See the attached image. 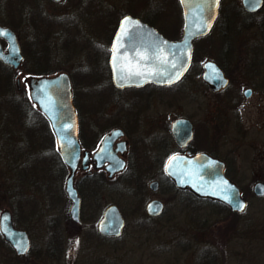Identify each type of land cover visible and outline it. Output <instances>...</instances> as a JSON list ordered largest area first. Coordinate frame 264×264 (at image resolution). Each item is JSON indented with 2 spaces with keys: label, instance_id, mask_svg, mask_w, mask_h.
<instances>
[{
  "label": "rangeland",
  "instance_id": "1",
  "mask_svg": "<svg viewBox=\"0 0 264 264\" xmlns=\"http://www.w3.org/2000/svg\"><path fill=\"white\" fill-rule=\"evenodd\" d=\"M79 1L63 0L55 3L51 0H0V23L16 30L20 16L24 15L27 19L36 18L41 12L57 17L68 12L63 18L74 22L77 27L66 30L67 40L77 39L79 27L84 30L86 36H92L97 31L108 34L114 27L109 8L110 0L101 1L103 9L101 7L100 11V0H83L82 3ZM234 2L240 8L241 0ZM71 5L74 7L70 8V11L68 7ZM263 18L264 10L257 19ZM237 21L240 22V16L231 18L232 32L229 29L224 37H208L195 42V61L181 81L178 92H175L174 99L177 102H169L171 97L168 95L171 94H160L162 102L155 100L156 104L152 109L164 111L163 115L169 120L178 116L198 120L199 129H203L207 111L211 107L216 111L220 110L224 103V97L213 96L207 92L202 80L203 61L218 60L217 58L221 60L214 46L235 47L233 57H225V61L222 59L234 77L235 86L251 82L249 77L245 76V70L248 73L252 68L249 51H262L259 55L261 60H257L264 64V41L258 27H237ZM57 23L55 21L54 31L61 32L65 29ZM87 39L89 41L79 46V52L85 72L91 73L96 65L97 41L93 36ZM77 44L75 40L74 45ZM100 68L102 70V67ZM8 70H4L0 65V215L6 209H13L12 195L15 193H10V190L19 184L23 192H32L38 203L35 204V212L32 215L35 224L28 231L33 245L31 252L26 257H17L0 233V264H264V197H257L253 193L256 183L253 180L260 174L254 171V164L245 168V174L236 180L249 200V206L241 213H233L229 208L196 199L188 194V191H178L163 179L159 191L153 192L150 183L154 179L161 180L162 176H159L157 166H147L142 161L129 166L126 173L128 176L125 174L108 180L105 184L101 183L100 188L96 187L99 182L98 179L95 181L96 177H82V174H78V186L90 185L87 187L86 199L83 198L82 224H76L70 217L69 224L65 223L64 230L61 231L63 244L53 252L52 257L47 256V249L44 248L49 242L46 222L49 221L50 215H54L58 221L68 220L65 207L53 209L50 207L51 203H45L47 193L53 192L59 196L61 191V182L55 177L60 163L50 144L43 142L40 145L38 134L22 137L18 133L24 148L22 153L19 151L22 164L14 165L16 158L13 155H16L17 151H11L9 147L16 143L14 132L18 128L20 109L29 110L28 116L32 117L34 108L24 88L22 93L17 89L16 71ZM92 75L91 73V77ZM91 86L93 84L86 86V89L90 91L95 88ZM79 88L82 89L83 86L80 84ZM99 88L95 90L96 94L108 93L107 110L115 109L119 101L114 104L116 100L112 99L111 86ZM192 92H197L198 96H192ZM262 93L264 94V90ZM259 97L247 103V107L252 108L251 114L257 110L253 105L255 106L254 103ZM81 98L85 99L83 96ZM256 105L264 108V97L262 102ZM116 109H119V106ZM25 115L27 116L26 112ZM22 116L24 117L23 113ZM39 126L42 129L45 127L44 123ZM259 144L263 143L257 139L254 143L242 146L255 147L251 148L252 150L245 149L250 152L252 163L257 161L259 149H262ZM242 148H239V153L245 151ZM244 159L247 164L248 161L245 157ZM241 162L244 163L242 160ZM3 193L6 196L3 197ZM156 198L165 202V211L162 215L151 218L146 214V205ZM112 204L120 208L126 219L125 232L117 240H108L98 233L99 221L105 209ZM70 206L71 201L69 209ZM58 235L60 236L59 233ZM40 254L43 255L39 257Z\"/></svg>",
  "mask_w": 264,
  "mask_h": 264
},
{
  "label": "flooded vegetation",
  "instance_id": "2",
  "mask_svg": "<svg viewBox=\"0 0 264 264\" xmlns=\"http://www.w3.org/2000/svg\"><path fill=\"white\" fill-rule=\"evenodd\" d=\"M51 1L59 3L63 0ZM101 1L102 0L99 2V11L102 7ZM79 2L82 3L83 0ZM105 3L107 4L108 1H105ZM73 7L74 5H71L68 8L73 9ZM109 8H111L110 14L113 16L114 27L108 34H105L103 31H97L92 35L97 41V58L94 71L91 72L93 74L92 77L91 73L85 72V66L79 52L81 51L79 46L89 41L87 38L92 36H86L84 30L79 27L77 30V39L67 40L66 30L70 27L73 29L77 27L74 22H68L63 18L68 12L61 13V15L57 17H53L50 14H41V12H39V14L35 16L36 18L28 17L30 20L24 15L20 16L17 20L18 28L14 31L23 58L21 64L16 69L12 66H7L9 69H14L16 71V86L18 91L22 93L24 88V91L27 92L28 95L30 93V84L33 78L55 76L60 73H66L70 78L73 91V104L75 105L78 116L79 141L82 147V157L75 174V186L81 197V217L83 198L86 199L87 187H90V185L87 187L78 186L76 181L78 174H82V177H96L95 181H97V179L99 181L96 187L100 188L102 187L101 183L105 184L108 180H113L116 177L118 178L119 176L125 175L128 172L129 166L139 162L141 163L142 161L147 166H157V172L159 176H162L161 180H152L149 185L150 189L151 184L157 181L159 184L157 191H159L163 179L170 184L172 183L174 188L179 191L180 189L176 187L174 181L166 173V165L172 156L180 153L195 155L203 152L222 160L225 163L226 176L234 182L245 174V168L247 169L250 165L252 166L254 164V168H256L254 171L260 174H258L253 181H256V183L264 182V108L260 105H256L257 103H261L264 97V94H261L262 90H264V64L258 61L261 60L259 55L262 51H249V57L252 59V68L249 69L251 71L248 73L245 70V76L249 77L251 82L235 86L234 77L222 61V59L225 61V57L234 56L235 47H230L229 45L220 47L214 46L215 49L218 50L216 51L217 54L220 55L221 60L216 56L218 60L207 59L203 61L201 64L202 80L205 87H207V92L213 96L224 97V103H222V109L220 110L216 111L211 107V109L207 111L204 127L203 129L200 128V130L197 125L198 120H192V118L185 116H178L174 120H169L163 115L164 111L152 109L156 101L159 103L162 102L160 94L162 96H166V93L171 94L168 95L171 97L168 100L169 102H175L176 99H174V96L178 92L181 81L185 77L181 81L170 85L146 82L144 84H131L118 87L113 71L114 64L121 68L129 67L123 58L126 55L134 56L133 53H136V56H140L139 53L143 45L150 42L149 39H145L146 36L151 34L149 31L126 30L122 33L119 32L118 29L122 19L131 16L155 29L157 35L159 34L170 40H178L185 36V9L182 1L110 0ZM72 9H70V11ZM263 10L264 0L262 6L257 11H249L245 8L243 0H241L240 8L237 7L234 0H219L216 16L213 18L209 31L204 35L197 36L193 42L194 55L192 66L196 55L195 42L199 39L208 37L222 38L228 34L229 29L230 32H232L231 18H234L236 15L238 17L240 16V22L237 21V27H258L264 41V18L261 20L257 19ZM214 12L215 10L212 6V8H210V14L213 15ZM27 21H33V23L30 22L29 24H25ZM55 21L58 22L57 25H63L65 29L61 32L54 31ZM79 24L81 25V23ZM75 40L78 43L77 45H74ZM152 42H157L156 35H153ZM69 43L74 46L69 45ZM229 43L232 44L230 40ZM1 45L5 51L9 47V43L5 39H1ZM207 61L215 62L227 77L228 84L224 88L215 90L203 78V67L204 63ZM100 67H102V70ZM80 84L83 86L82 89H78ZM92 84L93 86L91 87L95 86L94 89L91 88L92 90L90 91L86 89V86L89 87V85ZM107 85L111 86L112 99L116 100L114 104H117L116 102L119 101V105L117 104L119 109H116V107L115 109L107 110V106L109 105L108 93H101L102 95L95 93V90L100 89L99 87ZM246 93L250 94L246 95ZM81 96L85 99H82ZM192 96H198V93L192 92ZM257 96H260L257 100L259 102L256 101L254 103L255 106L253 105L257 110L254 114H251L252 108L247 107L249 105L247 103L252 100L254 101ZM28 98L31 100L32 107L34 108L32 109L34 115L29 117V110L20 109L21 116L19 115L18 128L14 132V135H16V143L9 148L11 151H17L16 155H13V157L16 158L14 164L16 166L22 164L19 151L22 153L21 150L24 148V143H21L18 133L22 137L38 134L40 145L46 142L55 150L56 159L60 163L55 177L61 182V191L59 192V196L54 195L53 192L47 193L48 198L45 203H51L50 207L53 209L60 206L62 208L65 207V215L68 220L63 219L62 221H58L54 215H50L49 221L46 222V227L49 231V242L46 243L44 250L47 249L46 255L52 257L53 252L57 251L59 246L64 242L61 231L64 230L65 223L69 224V218L71 217L69 209V202L71 200L66 190V183L71 170L58 150L57 137L51 121L39 109L38 105L32 101L31 95L28 96ZM130 102L132 103L130 104ZM179 119H187L190 121V138L185 136L182 137L181 135L178 136L174 133L173 124ZM40 121L44 123V129L39 126L41 125ZM109 136H112L108 141L111 146V154H98L103 145V141ZM256 136L258 138H255ZM257 139L258 142L263 143L262 145L259 144V147L262 149H259L260 153L258 154L257 161L255 163L253 161L252 163L253 159H251L249 155L250 152L245 149L252 150L251 148L255 147L246 146L242 148V146L248 143H254ZM239 148L245 151L243 153L240 151L239 153ZM85 153L88 155L86 159H84ZM244 157L246 161H248L247 164L245 163ZM240 159L244 163H242ZM122 164H124V168L118 170ZM109 168L114 171L112 177L110 176L111 171ZM126 176L128 175L126 174ZM93 186L95 185L93 184ZM241 190L243 196L248 199L244 190L242 188ZM13 192L15 193L12 195L14 207L13 209L6 210L12 215L13 226L19 230L21 234L24 232V235H21L23 236L21 239L27 242V250L24 253L19 252L12 244L5 240L1 230L0 233L3 240L14 250L15 255L22 258L26 257L27 254L31 252L33 246L31 245L28 231H30L34 226L33 224H35V221L32 220V215L35 212V204L38 203V199L32 192H23L21 184L14 186L13 189L10 190V193ZM4 195L6 196L5 193H3V197ZM193 196L199 198L201 201H206L204 198L198 197L195 194H193ZM153 200H161L164 204L163 211L159 215L153 216L147 211L148 204ZM151 201L146 205L147 216L156 218L162 215L165 211V202L158 198L152 199ZM76 224H82V221ZM125 228L126 225L122 235L125 232ZM98 233L101 235L99 230ZM121 236L106 237L102 235V237L108 240H117ZM42 255L43 254H40L39 257Z\"/></svg>",
  "mask_w": 264,
  "mask_h": 264
},
{
  "label": "water",
  "instance_id": "3",
  "mask_svg": "<svg viewBox=\"0 0 264 264\" xmlns=\"http://www.w3.org/2000/svg\"><path fill=\"white\" fill-rule=\"evenodd\" d=\"M60 1V0H55ZM185 9V36L180 40H169L157 35L156 30L140 20L127 16L122 19L119 32L126 30H143L151 34L146 36L150 42L143 45L140 56L136 53L126 55L123 60L129 67L121 68L113 66L114 78L118 87L138 85L146 82L169 85L178 82L190 68L194 44L197 36L206 34L216 16L219 0H181ZM263 4V0H243V5L249 11H257ZM214 7V14H210V8ZM0 60L7 65L17 68L22 61L21 48L15 31L0 24ZM156 35L157 42H152ZM1 39L9 43L5 51L1 45ZM129 63V64H128ZM203 78L215 89L220 90L228 84V79L215 62L204 63ZM30 95L34 103L51 121L57 137L58 150L64 161L70 167L71 173L67 179L66 190L72 202L70 214L72 219L80 223L81 197L75 186V174L82 157V147L79 141L78 116L73 104L72 85L66 73L55 76H43L33 78L30 84ZM174 133L182 137L191 136V123L187 119H179L173 124ZM109 136L98 154H111ZM97 154V155H98ZM88 157L85 153L84 159ZM86 168V167H84ZM124 168L122 164L118 170ZM110 176H113L114 171ZM166 173L174 181L177 188L189 190L198 197L218 201L230 207L234 212H243L249 202L243 196L239 185L225 174V163L207 153L189 155L180 153L172 156L167 165ZM157 181L151 184V189L157 191ZM253 192L258 197H264V182H257ZM163 202L153 200L147 206L150 215H159L163 211ZM125 218L119 207L112 204L106 208L101 218L98 229L101 235L106 237H118L125 227ZM0 230L5 240L12 244L19 252L24 253L28 244L22 241L24 232L13 226L11 213L6 210L0 216Z\"/></svg>",
  "mask_w": 264,
  "mask_h": 264
},
{
  "label": "trees",
  "instance_id": "4",
  "mask_svg": "<svg viewBox=\"0 0 264 264\" xmlns=\"http://www.w3.org/2000/svg\"><path fill=\"white\" fill-rule=\"evenodd\" d=\"M0 65L4 68V70H8L9 68L6 66V65H4V64H2V62L0 61ZM9 71V70H8ZM9 73V72H8ZM9 79H11V75L9 74ZM11 83V82H10ZM172 184V183H171ZM172 186H174L173 184H172ZM188 194H190V195H192L191 193H189L188 192ZM197 199V198H196ZM209 203H212V204H216V205H219V206H221L222 208H227L226 206H224V205H222V204H220V203H216V202H209ZM228 209V208H227ZM234 213V212H233Z\"/></svg>",
  "mask_w": 264,
  "mask_h": 264
},
{
  "label": "snow or ice",
  "instance_id": "5",
  "mask_svg": "<svg viewBox=\"0 0 264 264\" xmlns=\"http://www.w3.org/2000/svg\"><path fill=\"white\" fill-rule=\"evenodd\" d=\"M0 34H4V33H0ZM248 94H250V93H246V95H248Z\"/></svg>",
  "mask_w": 264,
  "mask_h": 264
}]
</instances>
